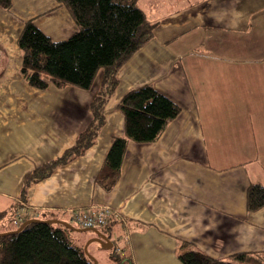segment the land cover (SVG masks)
Segmentation results:
<instances>
[{
    "label": "crops",
    "instance_id": "0c3cea01",
    "mask_svg": "<svg viewBox=\"0 0 264 264\" xmlns=\"http://www.w3.org/2000/svg\"><path fill=\"white\" fill-rule=\"evenodd\" d=\"M166 2L164 13L155 7L153 37L117 72L93 144L25 188L89 124L101 73L88 90L28 86L17 44L24 23L53 41L76 26L56 0L0 6V212L25 207L35 219L69 222L72 210L107 208L111 222L98 230L120 264H182L181 242L222 260L264 252V206L246 209L248 186H264V0ZM145 84L180 113L155 141H129L114 182L100 183L112 140L123 134L118 103Z\"/></svg>",
    "mask_w": 264,
    "mask_h": 264
},
{
    "label": "trees",
    "instance_id": "16d2710c",
    "mask_svg": "<svg viewBox=\"0 0 264 264\" xmlns=\"http://www.w3.org/2000/svg\"><path fill=\"white\" fill-rule=\"evenodd\" d=\"M138 1L56 0L76 26L74 34L62 41L51 40L32 21L24 23L17 44L21 51V76L28 86L38 90L49 86L88 90L99 71L102 74L99 89L89 104L91 120L87 127L61 156L35 168L24 188L82 155L93 144L104 124L105 105L117 86V72L153 37L156 23L148 20ZM11 4V0H0V6L7 11ZM118 110L123 116V134L113 138L96 178L100 183L108 178V185L120 172L127 143L155 141L180 113L175 102L148 84L128 90L119 101ZM263 206L264 186L249 185L247 211L254 212ZM12 218V210L0 212V221L5 227H0V231L19 227L12 224ZM110 222L111 219L102 230ZM68 231L61 225L38 222L25 225L17 233L1 236L0 264H93L81 247L71 244ZM110 257L121 263V258L112 251ZM178 259L182 264H264V252H240L229 260H222L181 242Z\"/></svg>",
    "mask_w": 264,
    "mask_h": 264
},
{
    "label": "rangeland",
    "instance_id": "374dc122",
    "mask_svg": "<svg viewBox=\"0 0 264 264\" xmlns=\"http://www.w3.org/2000/svg\"><path fill=\"white\" fill-rule=\"evenodd\" d=\"M159 3L161 4L160 10L162 13H164V11H166V6L169 5L166 2V0H139L138 6L144 12V14L148 18V20L151 21V20H153L159 16L155 12V7H158ZM99 72L101 73V71H99ZM101 78H102V74H101ZM55 88H57V87H55ZM64 88L65 87L57 88V89H64ZM93 98H92V100H93ZM31 219H33V218H31ZM27 220H29V219H27ZM68 223L73 225L76 228H79L71 220H69ZM0 227L5 228L2 221H0ZM11 227L12 226H9V228H11ZM0 232H2V231H0ZM67 234H68V239L71 242V244L74 246L81 247L82 250H84V246L86 245V243L92 239L91 234L93 235V233L89 232V231L88 232H82V233H78L75 231H69V232H67ZM93 237H94V235H93ZM109 251H111V249H105V248L101 247L99 243L94 242V241L90 242L86 247V255L94 258L96 260V262L99 264H115L116 263L114 260H111V258L108 257Z\"/></svg>",
    "mask_w": 264,
    "mask_h": 264
},
{
    "label": "built area",
    "instance_id": "2783aa9c",
    "mask_svg": "<svg viewBox=\"0 0 264 264\" xmlns=\"http://www.w3.org/2000/svg\"><path fill=\"white\" fill-rule=\"evenodd\" d=\"M35 213L29 211L25 207H20L14 210L12 224L14 226H20L27 219L34 218ZM112 218V213L107 208L96 210H72L71 221L75 223L77 227L81 228H101L105 226Z\"/></svg>",
    "mask_w": 264,
    "mask_h": 264
},
{
    "label": "water",
    "instance_id": "95a60500",
    "mask_svg": "<svg viewBox=\"0 0 264 264\" xmlns=\"http://www.w3.org/2000/svg\"><path fill=\"white\" fill-rule=\"evenodd\" d=\"M46 223V224H57V225H61L63 227H65L66 229L70 230V231H75L78 233H82V232H92L94 237H92V239L90 241H88L86 243V245L84 246V253L86 254V247L87 245L94 241L100 244L101 247L105 248V249H110L112 247V242L110 241V239L101 231H99L96 228H76L73 225L69 224L68 222L59 220V219H29L26 220L25 222H23L17 229L12 230V231H6V232H0V237L1 236H5V235H9V234H13V233H17L19 232L25 225L30 224V223ZM87 256V255H86ZM92 262L93 264H98L96 262V260L94 258H92L91 256H87Z\"/></svg>",
    "mask_w": 264,
    "mask_h": 264
},
{
    "label": "bare ground",
    "instance_id": "6f19581e",
    "mask_svg": "<svg viewBox=\"0 0 264 264\" xmlns=\"http://www.w3.org/2000/svg\"><path fill=\"white\" fill-rule=\"evenodd\" d=\"M99 229V228H98Z\"/></svg>",
    "mask_w": 264,
    "mask_h": 264
}]
</instances>
